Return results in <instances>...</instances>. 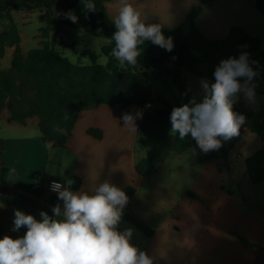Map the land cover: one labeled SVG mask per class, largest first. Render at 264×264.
I'll return each mask as SVG.
<instances>
[{
    "label": "crops",
    "instance_id": "obj_1",
    "mask_svg": "<svg viewBox=\"0 0 264 264\" xmlns=\"http://www.w3.org/2000/svg\"><path fill=\"white\" fill-rule=\"evenodd\" d=\"M199 1L128 0L146 23H158L166 30L178 27ZM120 7L121 0L106 3L112 21ZM195 24L210 40H222L231 27H242L260 40L264 51V16L253 0H214L203 7ZM238 100L252 107L243 98ZM136 111L144 114L145 109L135 105L118 111L99 105L81 111L64 149L43 144L36 118L22 125L10 121L7 110L0 112L4 145L0 156V239L5 235L22 237L27 230H11L14 209L37 220L41 211L52 215L55 196L46 191L49 180L65 184L66 179H78V187L73 188L74 182L72 191L92 192L107 179L123 191L135 189L124 211L133 213L150 234L135 228L138 232H134L132 243L153 256L156 264H264V179L253 183L245 165L246 157L260 147L259 139L246 133L226 157L209 162H199L192 149L161 153L146 179L134 169L140 119L136 130L124 127L121 119L124 113ZM89 128L101 130L102 138L89 136ZM186 156L187 161L179 162ZM170 158L179 162L173 165L179 175L172 185L164 183L170 170L155 168ZM11 169L15 172L9 175ZM143 195L146 201H142ZM128 226L133 227L123 219L120 229Z\"/></svg>",
    "mask_w": 264,
    "mask_h": 264
},
{
    "label": "trees",
    "instance_id": "obj_2",
    "mask_svg": "<svg viewBox=\"0 0 264 264\" xmlns=\"http://www.w3.org/2000/svg\"><path fill=\"white\" fill-rule=\"evenodd\" d=\"M113 1L117 0H91L95 4V11L87 12L84 5L89 0H0V60L7 48H14L10 67L0 70V112L7 110L9 120L22 125L28 119L36 117L43 144L46 147L51 145L64 149L81 111L99 105L128 111L133 105L144 106L152 102V86L146 80L145 72L161 69L170 78L183 101L170 105L161 100L160 108L147 113L138 122L135 146L136 153L141 152L142 155L140 158L137 156L134 169L139 176L147 179L154 171V162L164 150L180 154L196 148L195 141L190 136L181 140L178 134L170 133L169 117L172 108L182 106L192 98L183 72L214 82L213 72L221 60L238 58L241 52H247L249 60L257 62L252 65L259 73L257 77H264V51L260 40L239 26L231 27L222 40L205 38L195 20L203 7L214 0H200L199 5L190 10L178 27L162 29L166 38L170 36L173 39L174 48L171 52L146 41L141 46L142 54L137 66L133 68L125 65L120 68L118 61L111 55L114 43L108 44L106 41L111 39L115 27L105 5ZM253 1L254 7L264 16V0ZM57 7H61L64 14L73 12L78 18L77 22L73 23L64 14L56 17L53 11ZM36 9L44 11V40L39 47L23 53L20 47L21 37L11 13L13 10ZM49 26H55L61 32L68 29L83 30L103 39L100 53L107 57V63L97 64L96 55L85 52L83 54L89 57L90 63L81 64L77 61L73 64L57 50L53 40H48ZM234 111L246 117L240 135L246 130L255 135L261 144L245 159L246 174L253 183H259L264 179V113L262 110L255 111L244 103L234 106ZM86 133L96 140L102 138V131L99 129L89 128ZM3 149V141L0 139V156ZM228 151L229 147L224 143L218 151L202 153L198 161L209 162L226 157ZM78 181L74 179V189L78 187ZM124 192L131 199L135 189L127 187ZM52 203L62 204L56 197L52 198ZM123 219L138 231L150 234L130 211H124ZM239 240L246 246H252L241 238Z\"/></svg>",
    "mask_w": 264,
    "mask_h": 264
},
{
    "label": "clouds",
    "instance_id": "obj_3",
    "mask_svg": "<svg viewBox=\"0 0 264 264\" xmlns=\"http://www.w3.org/2000/svg\"><path fill=\"white\" fill-rule=\"evenodd\" d=\"M84 8L94 12L95 4L89 0ZM64 15L77 22L73 12ZM141 17L137 7L121 0L113 21L115 31L111 39H106L108 44L114 43L111 55L120 68L137 66L141 46L146 41L168 52L174 48L172 37H165L160 24L146 23ZM65 51L75 64L79 54ZM103 63H107V57ZM256 63L249 60L247 52H241L238 58L221 60L213 72L214 82L200 80L199 99L193 96L182 106L172 108L170 133L178 134L181 140L190 136L204 154L218 151L225 142L238 137L246 117L234 111V105L241 95L249 103L255 102L254 79L259 73L252 65ZM142 115L141 111L124 113L121 117L124 127L136 130V120ZM196 154L192 149V155ZM14 172L11 169L9 175ZM73 184L72 179H66L63 185L51 183V191L62 202L51 209V216L41 211L37 220L33 215L13 210L11 230L18 232L22 227L27 230L22 237L13 239L5 235L0 239V264H156L153 256L132 243L135 232L132 227L120 229L129 203L120 187L107 179L92 192L72 191Z\"/></svg>",
    "mask_w": 264,
    "mask_h": 264
},
{
    "label": "rangeland",
    "instance_id": "obj_4",
    "mask_svg": "<svg viewBox=\"0 0 264 264\" xmlns=\"http://www.w3.org/2000/svg\"><path fill=\"white\" fill-rule=\"evenodd\" d=\"M44 11L41 9L36 10H25V11H12V17L17 25L21 42L20 47L23 53H27L29 50L33 48H37L40 46V43L44 40L43 39V31L46 27V23L44 22V19H42ZM54 15L62 16L64 14V11L61 7L54 8L53 11ZM59 14V15H57ZM3 28V26L1 27ZM48 40H53L57 50L66 57L69 61H71V57L68 55V53L65 50L70 51L72 54H79V58L77 61H79L81 64H89L90 59L85 60L84 57H88L87 55H84L85 52H91L96 55V63L100 65H104L103 58L105 57L100 53V47L104 44V40L101 38H97L92 36L89 33L84 32L83 30H71L68 29L65 32L57 31L55 26H49L48 27ZM66 45H69V47H66ZM14 51V48H7L4 57L0 61V70L7 69L10 67V59L12 56V53ZM89 58V57H88ZM146 80L151 84V96L153 98V101L144 105L140 106L145 109L144 114L142 115V118L147 113H152L154 110L161 107V100L165 101L167 104L174 105L175 103H180L183 101L181 96L179 95L178 90L171 84L170 78H168L167 74L163 73L161 69H153L148 70L145 72ZM183 77L186 80V83L191 91V95L196 96L197 99H199L200 95V87L199 82L201 80L200 77L183 72ZM254 83L257 85L255 88L256 98L254 103H247L251 104L253 107L252 109L255 111L262 110L264 113V77H257L254 79ZM243 98L242 95L239 99ZM240 102L235 104L237 105ZM147 105H150L146 107ZM246 105V104H245ZM135 106V105H133ZM249 106V105H246ZM36 118V117H33ZM141 118V119H142ZM37 119V118H36ZM248 133L246 130L243 131L242 135H240L238 138H234L228 142H225V145L229 148H232L238 143L242 136L246 135ZM241 144L239 143L238 146ZM259 146V145H257ZM135 149L136 146H135ZM196 150L195 157H199L202 152L198 148H194ZM239 149V148H237ZM136 151V150H135ZM170 151L164 150L162 154H169ZM239 152H237L235 155L237 156ZM138 158L142 155L141 152L137 153ZM228 155V153H227ZM188 160V156H186L184 159H180L179 162H184ZM177 160H174L172 162V158L166 160L165 162H162L160 166L156 165L155 168H162L163 170H170L169 178L167 180H164V183L172 185V179H175L177 175H179L178 170H176L173 165L179 163ZM238 165L241 166V163L238 162ZM158 166V167H157ZM186 178V177H185ZM187 180V179H186ZM186 180L184 182V185L186 184ZM142 201H146L144 199V195L142 197ZM131 227V226H128ZM133 228V227H132ZM135 230V228H133ZM138 231L135 230V233Z\"/></svg>",
    "mask_w": 264,
    "mask_h": 264
},
{
    "label": "built area",
    "instance_id": "obj_5",
    "mask_svg": "<svg viewBox=\"0 0 264 264\" xmlns=\"http://www.w3.org/2000/svg\"><path fill=\"white\" fill-rule=\"evenodd\" d=\"M53 181H55V182H57V183H61L62 185H63V183H62L61 181H59V180H55V179H51V180H49V181L47 182V185H46V191H47V193H48V194H51V195H53V196H55V197H57V194H56L55 192H52L51 189H50V185H51V183H52Z\"/></svg>",
    "mask_w": 264,
    "mask_h": 264
}]
</instances>
